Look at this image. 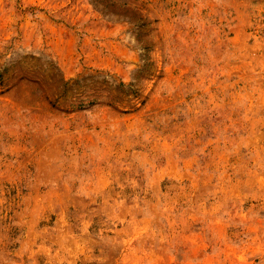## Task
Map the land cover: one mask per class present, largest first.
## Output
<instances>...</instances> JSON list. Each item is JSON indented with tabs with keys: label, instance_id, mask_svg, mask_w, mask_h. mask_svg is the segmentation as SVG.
Returning <instances> with one entry per match:
<instances>
[{
	"label": "rangeland",
	"instance_id": "374dc122",
	"mask_svg": "<svg viewBox=\"0 0 264 264\" xmlns=\"http://www.w3.org/2000/svg\"><path fill=\"white\" fill-rule=\"evenodd\" d=\"M0 264H264V0H0Z\"/></svg>",
	"mask_w": 264,
	"mask_h": 264
}]
</instances>
